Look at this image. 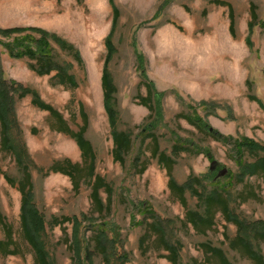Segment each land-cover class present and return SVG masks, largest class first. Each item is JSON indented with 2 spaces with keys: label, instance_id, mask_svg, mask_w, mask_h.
Segmentation results:
<instances>
[{
  "label": "rangeland",
  "instance_id": "rangeland-1",
  "mask_svg": "<svg viewBox=\"0 0 264 264\" xmlns=\"http://www.w3.org/2000/svg\"><path fill=\"white\" fill-rule=\"evenodd\" d=\"M226 1L232 6V31L228 29L226 5L212 0H0V26H40L78 49L81 66L52 43L59 57L72 63L70 70L77 80L73 88L52 83L50 73L36 74L27 57H9L1 46L0 63L5 77L35 89L72 130L81 123L78 105L82 104L87 116L83 134L94 152V171L111 188L109 210L98 212L91 205L89 177H79L73 186L66 174L45 173L54 159L81 161L79 149L68 134L49 128L54 118L33 105L29 93L15 98L13 111L20 131L12 128L14 137L11 135L24 143L26 155L22 160L31 173L33 202L43 219L41 240L51 264H76L71 248L72 215L78 220L75 228L80 264H170L164 256L167 250L146 228L151 218L142 208H150L159 218L166 239L177 247L178 264H218L204 254L200 242L205 240L220 247L231 264H254L228 244L226 236L231 237L236 226L225 221L219 211L214 224L204 231L184 223V207L169 192L165 168L151 154L153 140L158 150L173 157L171 175L175 181L180 183L192 173L198 178L195 187L201 193L222 183L229 206L238 217L264 220V175L255 173L237 180L231 143L176 115L192 113L195 107L199 117L219 133L247 136L264 145V109L247 97L249 91L264 101V0ZM251 1L263 23L253 25L249 50L244 35ZM112 5L118 13L109 34L113 50L106 66L115 88L116 128L129 131L131 136L130 148L122 154L121 162L111 155L99 83ZM134 49L140 52V62ZM247 78L251 81L249 90L244 82ZM147 80L152 81L154 93L162 91L157 110L160 117L140 102ZM201 99L214 103V108L199 105ZM150 102L156 105L153 99ZM174 135L184 148L173 152ZM205 150L217 160L218 168H226L224 173L207 176L209 156ZM253 157L243 150L242 159L250 161ZM141 164L142 171L138 170ZM2 172L14 179L21 173L12 154L0 149V240L9 224L13 243L8 247H14L6 253L0 248V264H35L32 248L19 226V192ZM99 194L104 201L102 188ZM184 194L188 208L203 210L199 197L187 189ZM98 222H104L107 261L94 246V224ZM255 244L264 256V242ZM86 248L92 252L90 261L84 256Z\"/></svg>",
  "mask_w": 264,
  "mask_h": 264
},
{
  "label": "trees",
  "instance_id": "trees-1",
  "mask_svg": "<svg viewBox=\"0 0 264 264\" xmlns=\"http://www.w3.org/2000/svg\"><path fill=\"white\" fill-rule=\"evenodd\" d=\"M214 3L224 4L227 7L228 15V29L233 30V13L230 2L226 0H212ZM118 10L114 5L111 7V18L107 33L104 35L105 54L102 58V65L99 75V83L101 88V101L102 107L106 114L108 126L110 129L112 147L111 155L113 159L121 162L123 160L122 154L129 150L131 145V136L129 131L121 130L116 128L117 121V110L113 106V91L114 85L111 81L106 62L113 50L110 41L109 34L113 23H115ZM262 24L263 21L257 18V13L254 8L253 2H249V17L246 21V34L244 35V42L249 50H252V42L250 34L254 24ZM52 43H55L60 49L65 50L69 53L70 57L75 61L76 64L82 65V58L79 54L78 49L68 40L58 35L53 31H49L43 27L36 25H11V26H0V46L7 53L9 57L20 58L27 57L30 61L28 66L36 74H49L53 79L52 83L62 84L66 87H75L77 80L70 70L72 63L59 57V54L54 51ZM135 48V47H134ZM135 58L137 62H140V52L134 49ZM142 77L145 78L144 74ZM245 85L247 90L251 88V81L245 79ZM146 93L141 97V103L144 104L150 112L154 110L157 117H160L158 110V102L162 91L153 92L154 86L152 81L147 80L145 82ZM29 93L31 95L30 102L38 108L45 109L50 117L54 118L53 123H49V128L55 131H59L68 134L73 138L76 146L79 149L81 161H71L67 157L61 159H54L45 169V173L49 170L58 171L66 174L73 186H76L79 177L90 178V191L89 197L91 200L92 208L98 212L102 210H109L111 202L110 185L104 181L103 177L94 171V152L92 146L87 138L84 137V130L87 125V116L83 110L82 104L78 105V114L81 119V123L75 130H72L65 118L61 113L53 107L51 104L42 100L35 89L30 88L26 85L21 84L13 78L5 77L3 69L0 63V149L11 153L16 164L20 168V176L16 179L8 176L5 172H2L5 180L9 184H15L16 189L19 192V203H18V219L19 226L23 237L32 248L33 259L35 264H51L48 260L46 251L44 250L43 241L41 240V232L43 231V219L41 214L36 209L33 202V190L31 173L29 171L27 163L22 160V157L26 155L25 147L22 140H15L11 129L20 131L17 123L15 112L13 111V103L15 98H19L24 94ZM157 94V95H156ZM182 95L176 93V97L180 100L183 98ZM247 97L254 99L258 105L264 109V101L257 97L254 93L247 92ZM153 99L155 106H153L150 100ZM199 105L213 109L214 103L207 102L204 99L199 100ZM188 104V103H187ZM189 105V104H188ZM177 116L184 117L190 123H193L197 128L206 129L213 137H218L224 142L231 143L233 150V158L237 163L238 171L235 173V178L241 180L245 175L250 174H263L264 175V145L243 135L234 137L232 134H221L216 129L207 125L195 111V107L192 113H176ZM148 128L145 127V129ZM13 137H12V135ZM184 148L179 142L178 136L174 135L173 142L171 144V151H177ZM252 153L254 157L249 160L241 158L243 150ZM207 156L210 157L207 150L204 151ZM151 154L155 155L158 162L162 163L165 168L167 179L166 185L169 192L175 194L178 202L184 207V223L189 224L195 230L204 231L210 228L214 224V215L217 211L224 217V219L234 222L236 230L231 237L226 236L228 244L243 255L250 259L254 264H264V256L257 248L255 242H264V220L262 219H245L238 217L235 214L228 203L226 194L223 190V184H214L213 187L207 190L205 193L197 190L195 182L198 178L192 173H188L186 178L178 183L171 175V168L173 164V157L170 153H166L164 150H158L156 141L152 140ZM136 158V157H135ZM135 160V159H134ZM134 163V162H133ZM144 165H140L138 170L142 171ZM83 171V172H82ZM213 170L206 173L210 178L214 176ZM229 175V172L226 173ZM102 188L105 192V200L102 201L99 194V189ZM188 190L192 194L200 198L203 203V210L196 208H188L185 202V190ZM142 202H140L141 204ZM142 210H148L149 217L147 229L155 233L158 241L162 244V247L167 250L164 255L170 264H178V251L177 247L166 239L164 235L163 226L159 218L152 212L150 208H142ZM83 216V214H81ZM66 218V217H64ZM73 229L71 238V248H73L74 261L76 264H80V252L76 245V228L77 217L72 215L69 217ZM0 220H3V216L0 213ZM52 220L56 221L54 217ZM4 225V223H3ZM95 231L93 232L94 246L98 248L105 260L107 261L106 245L107 241L106 234L104 233V222H98L96 224ZM147 230V231H148ZM156 239V240H157ZM13 243L12 240V229L9 224L5 225L4 239L0 240V248L3 252H11L14 250L12 246H8ZM201 248L205 252L206 257H213L218 264H231L230 261L224 255L222 249L218 246L210 244L209 241H201ZM75 247V248H74ZM91 250L85 249V258L90 261Z\"/></svg>",
  "mask_w": 264,
  "mask_h": 264
},
{
  "label": "water",
  "instance_id": "water-1",
  "mask_svg": "<svg viewBox=\"0 0 264 264\" xmlns=\"http://www.w3.org/2000/svg\"><path fill=\"white\" fill-rule=\"evenodd\" d=\"M218 164L217 160L215 158H210L208 160V165H207V169L209 171L213 170L215 168V166ZM226 170L225 167H219L216 169L215 171V175L214 176H219L220 174L224 173V171Z\"/></svg>",
  "mask_w": 264,
  "mask_h": 264
},
{
  "label": "flooded vegetation",
  "instance_id": "flooded-vegetation-1",
  "mask_svg": "<svg viewBox=\"0 0 264 264\" xmlns=\"http://www.w3.org/2000/svg\"><path fill=\"white\" fill-rule=\"evenodd\" d=\"M210 158H212V157H210ZM217 166H218V164L215 166V168L213 169V171H215L218 168Z\"/></svg>",
  "mask_w": 264,
  "mask_h": 264
}]
</instances>
